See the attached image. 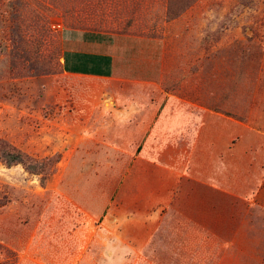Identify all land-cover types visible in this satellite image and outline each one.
Here are the masks:
<instances>
[{
  "label": "rangeland",
  "instance_id": "obj_1",
  "mask_svg": "<svg viewBox=\"0 0 264 264\" xmlns=\"http://www.w3.org/2000/svg\"><path fill=\"white\" fill-rule=\"evenodd\" d=\"M68 48L112 54L114 75L67 74ZM168 95L222 137L198 142L176 199L155 206L125 175L152 168L136 125ZM0 138L60 156L47 179L0 163V264H113L120 235L176 252L163 239L187 206L227 207L238 228L221 235L245 238L228 251L264 264V0H0Z\"/></svg>",
  "mask_w": 264,
  "mask_h": 264
},
{
  "label": "crops",
  "instance_id": "obj_2",
  "mask_svg": "<svg viewBox=\"0 0 264 264\" xmlns=\"http://www.w3.org/2000/svg\"><path fill=\"white\" fill-rule=\"evenodd\" d=\"M62 66L67 74L107 79L114 75L115 58L106 52L68 48L63 52ZM153 104L142 110V119L138 126L136 125L142 131L137 144L141 151L136 163L152 168L146 174L139 172L126 174L125 185L140 186L136 188L139 191L137 196L148 197L150 204L158 206L176 199V188L180 181L176 174L193 164L192 158L198 142L208 141L212 144L215 140L213 136L219 138L222 135L218 133L221 131L212 130L216 127L209 124L204 116L197 117L190 109L177 106L176 95L163 97L157 109ZM130 116H134L133 112ZM133 123L126 120V126H133ZM224 146L226 149L220 152L225 150L227 154L230 151L227 139L224 140ZM215 158L224 163L221 154ZM176 209L184 214L182 219L176 220V239H163L170 241L171 244L176 243V252L164 254L146 252L145 247L154 243L156 238L149 236L146 239L133 240L132 237L124 238L120 235L119 239H125L124 243L129 246V251L123 255L114 254L113 264H246L242 253L237 250L230 253L227 249L229 245L243 243L245 238L238 236L228 238L221 235L222 229L238 228L235 222L227 219L230 212L227 207L187 206ZM143 213L140 215L143 216ZM152 214L149 213V217L156 215L154 212ZM192 214H197L196 218ZM128 215L129 213L125 212L126 218ZM131 223L132 219L125 221L124 229L130 227ZM136 242L145 247L141 251H132ZM221 245L225 247L221 249Z\"/></svg>",
  "mask_w": 264,
  "mask_h": 264
},
{
  "label": "trees",
  "instance_id": "obj_3",
  "mask_svg": "<svg viewBox=\"0 0 264 264\" xmlns=\"http://www.w3.org/2000/svg\"><path fill=\"white\" fill-rule=\"evenodd\" d=\"M59 161V155L45 159L32 157L5 139L0 138V163L7 167L21 165L29 174L43 176L44 179H47Z\"/></svg>",
  "mask_w": 264,
  "mask_h": 264
}]
</instances>
